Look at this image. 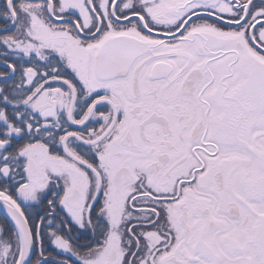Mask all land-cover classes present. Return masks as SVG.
<instances>
[{
  "label": "snow or ice",
  "instance_id": "obj_1",
  "mask_svg": "<svg viewBox=\"0 0 264 264\" xmlns=\"http://www.w3.org/2000/svg\"><path fill=\"white\" fill-rule=\"evenodd\" d=\"M0 264H264V0H0Z\"/></svg>",
  "mask_w": 264,
  "mask_h": 264
}]
</instances>
